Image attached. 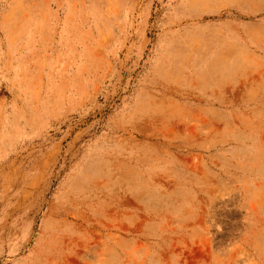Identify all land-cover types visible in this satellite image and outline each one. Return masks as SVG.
Listing matches in <instances>:
<instances>
[{"label": "rangeland", "instance_id": "rangeland-1", "mask_svg": "<svg viewBox=\"0 0 264 264\" xmlns=\"http://www.w3.org/2000/svg\"><path fill=\"white\" fill-rule=\"evenodd\" d=\"M218 1L0 0V264H264V0Z\"/></svg>", "mask_w": 264, "mask_h": 264}, {"label": "crops", "instance_id": "crops-1", "mask_svg": "<svg viewBox=\"0 0 264 264\" xmlns=\"http://www.w3.org/2000/svg\"><path fill=\"white\" fill-rule=\"evenodd\" d=\"M231 0H219L217 5V9L220 10H224L228 7H231L230 4ZM228 24H230V22H227V20L223 21L221 24V28H223L222 30L225 32L226 29L232 28L231 26H228Z\"/></svg>", "mask_w": 264, "mask_h": 264}]
</instances>
